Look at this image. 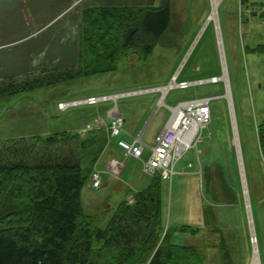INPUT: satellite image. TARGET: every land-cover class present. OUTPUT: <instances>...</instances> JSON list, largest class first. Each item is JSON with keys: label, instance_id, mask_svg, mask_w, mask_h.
<instances>
[{"label": "rangeland", "instance_id": "rangeland-1", "mask_svg": "<svg viewBox=\"0 0 264 264\" xmlns=\"http://www.w3.org/2000/svg\"><path fill=\"white\" fill-rule=\"evenodd\" d=\"M99 1L103 3L102 0ZM148 1L112 0L115 4L136 5H142ZM252 1L264 4V0ZM29 2L32 0H0V27L9 32L0 36L1 41L18 38L20 34L24 35L27 29H35L36 26L41 25L40 19L38 21L33 19ZM39 2L43 4L47 2L48 5L50 0H39ZM155 3L160 4L157 0ZM172 4L178 21H180V24L174 25L173 28L177 29L174 34V43L170 46L158 44L148 60L140 58L139 55L122 57L119 60V68L111 73L80 76L0 99V141L21 137H47L65 131L74 132L91 120L90 106L87 104L69 105L64 108L60 106V102L72 101L71 99L85 97L88 94L109 95L132 88H134L132 90H140L167 85L180 67L178 80L205 79L212 74L221 75L224 60L221 55V43L219 44L218 26V31L221 30L225 52L224 70L228 69L231 87V101L234 108L232 117L234 119L235 115L240 147L242 146V157L245 156L247 163L246 171L243 159L246 181L247 172L250 177L249 181H252L251 178L255 176L256 179L253 181L255 191L258 196L264 195V165L262 161L260 162L259 135L256 125L257 122H264V52L245 53V45L264 43V20L257 15L261 10H249L247 12L248 22L243 23L241 21L243 3L236 2V0H220L216 18L211 17L212 0H172ZM220 9L222 15H220ZM59 18L60 14L55 19L47 20L40 27L45 25L56 28L61 21L55 25L52 24ZM206 20L209 24L189 59L187 58L181 66ZM171 31L172 29L169 33H172ZM77 62L78 58L75 62L65 61L64 66L52 62V65L47 68L31 63L27 67V73L16 77L25 79L27 75L41 73L43 70L72 67ZM225 89L226 85L223 81H207L191 84L187 88H172L164 99L166 104L170 103L175 106L184 100L213 97L211 100L213 116L209 127L201 133L198 148L193 147L186 151L175 163V173L172 177L164 180L165 210L170 226L187 225L199 230L197 234L175 236V242L198 245L202 251L208 253V260L211 264H219V256L216 254L219 250L215 245L221 237H225L233 252L235 264H253L254 246L251 241L253 232L248 222L243 183L234 144L236 140L234 141L231 127L229 97L224 95ZM160 93H162L161 90L147 91L136 93L134 97L124 96L100 101L99 104L114 105L117 102L122 106L125 102L132 106L135 99H146L148 103H152V99H156ZM164 106L165 104H162L160 108ZM156 135V130L151 125L146 131L147 140L152 144L155 143L159 134ZM167 136L172 137L173 135L168 134ZM234 156L237 160L239 185H235ZM190 163L192 166L189 165ZM125 164L127 167L123 176H120L121 182L133 184L136 189L144 187L150 176L143 172V163L140 160L129 158L126 159ZM201 167L202 173L197 172ZM207 172H211L213 177L211 192L207 185L204 186L203 174ZM228 174H231L233 179L232 186L227 183L230 191L225 185ZM89 181L82 189L83 209L86 213L97 215L100 219L99 225L106 227L114 209L108 208L104 201L110 199L115 205L116 201L122 198L119 193H114L111 185L107 190H95L90 187ZM248 189L250 196L249 186ZM231 190L236 193L240 191L239 202L233 203L228 200L232 194ZM209 203L212 204L210 214L213 219L206 222L203 207ZM252 211L254 229L258 237L257 244L264 264V218L257 219L256 223L253 208Z\"/></svg>", "mask_w": 264, "mask_h": 264}, {"label": "trees", "instance_id": "trees-1", "mask_svg": "<svg viewBox=\"0 0 264 264\" xmlns=\"http://www.w3.org/2000/svg\"><path fill=\"white\" fill-rule=\"evenodd\" d=\"M238 1L243 3V23L248 22L249 10H261L257 15L264 20L263 2ZM157 2L160 4L151 6L147 3L87 6L79 23L78 65L27 75L25 79L4 77L0 79V99L80 76L111 73L119 68L122 57L139 55L148 60L158 44L174 43L177 29L173 28L180 24L172 0ZM248 52H264V43L245 45V53ZM256 125L260 162L264 165V122ZM108 141L104 128L88 134L65 131L47 137L0 141V264L209 262L208 253L198 245L175 242V236L197 234L199 230L187 225L167 226L164 179L159 173L147 187L134 192L133 204L128 201L119 204L106 227L99 225L97 215L84 211L82 189ZM233 163L235 185H239L235 156ZM245 165L247 171L246 160ZM249 178L247 172L257 223V219L264 218V195L258 196L255 191L256 177L252 181ZM203 180L211 192V172L204 173ZM232 181V175L228 174L225 183L228 190ZM239 190L237 193L231 190L228 200L239 202ZM211 207L210 203L203 207L206 222L213 219ZM215 247L219 250V264H235L225 237Z\"/></svg>", "mask_w": 264, "mask_h": 264}, {"label": "crops", "instance_id": "crops-1", "mask_svg": "<svg viewBox=\"0 0 264 264\" xmlns=\"http://www.w3.org/2000/svg\"><path fill=\"white\" fill-rule=\"evenodd\" d=\"M101 2L103 3H100L99 0H50L48 5L47 2H44L43 4L42 2H39V0H32V2H29V5L31 6L29 8L32 12L33 19L35 21H38V19H40L41 25L45 24L47 20L49 21L52 20V18H57L59 14L60 18L52 25H55L60 21L61 23L56 28L45 25L42 27H40L41 25L39 27L36 26L35 29H27L24 32V35L20 34L18 38L7 41L0 40V79L8 76L16 77L24 75V73H27V67L30 66L31 63H34V65H37L38 67L43 66L47 68V66L52 65V62H55L56 65L61 64L64 66L65 61L75 62L76 58H78L79 61V23L81 21L84 8H86L87 6L100 4L115 5L112 0H102ZM8 33L9 32H7L6 29L3 30V28L0 27V36L6 35ZM76 65H78V62L76 63ZM76 65L74 64V66ZM132 89H128L122 92L135 91ZM164 94L165 93H160L156 99H152V103H148L146 99H135L132 102V106H129V103L125 104V102L122 106L120 105V103H117L116 106H118L120 112L125 118L123 131L120 135L117 136L109 134L108 130V125L110 123L108 110L114 107L115 104H87L88 106H90L89 111L91 113L89 114L91 116V120L87 121L85 126L81 127L77 131L88 134L93 129L104 128L108 132L109 137L108 144L103 153H101L100 157L98 158V161L94 166V169L90 176V187L95 190H107L111 185L114 189V193L120 194V198L122 199L120 201H116L115 205L110 201V199L104 201V204L108 206V208L112 207V209H114V212L116 211L119 204L123 201H128L129 204H133L135 201L134 192L143 190L145 187H147L153 177L145 171L144 160L149 157L151 146L155 145L156 140L153 144L149 142V140H147L146 138V131L151 125H153L154 129L156 130V134L158 135L163 130L172 115V107L174 105L165 103L164 99L167 97L168 93L166 94V96H164ZM93 95L96 96L107 94H88L85 97H80L77 99H84L88 96ZM129 97H134V95H130ZM162 104H165V106L160 108ZM154 105L155 107L153 108ZM97 118H101L102 123L94 126L93 128L86 129V126L89 123L94 122V120ZM125 127L129 128L130 130H125ZM139 135H141L142 140L146 144L144 155L141 159L133 157L131 155H126L123 149L118 145V140L120 138L126 139L128 141H133ZM129 158L140 160L143 163V172L150 176L149 180L146 182V185L144 187H141L140 189H136L133 184H126L124 181H122L124 182L123 185L121 182L120 176H123V174L125 173V169L127 167L125 161ZM112 159H117L119 160V162H121L119 177H115L108 168L109 162ZM94 173H98V178H95ZM163 179L165 180V178ZM167 226H170L168 223V219ZM257 246L260 253L259 245L257 244ZM216 254H218V252ZM259 258L261 260V264H263L261 253L259 254Z\"/></svg>", "mask_w": 264, "mask_h": 264}, {"label": "built area", "instance_id": "built-area-1", "mask_svg": "<svg viewBox=\"0 0 264 264\" xmlns=\"http://www.w3.org/2000/svg\"><path fill=\"white\" fill-rule=\"evenodd\" d=\"M190 85L189 81H181L177 83L176 80H172L165 89H172L175 87L186 88ZM128 92L126 94H120L119 96H113L118 98L121 96L130 95ZM107 99V97H96L92 96L84 101L73 102L72 104H78L82 102L87 103H97L100 100ZM212 97H202L195 98L191 100L181 101L178 105L172 107V113L174 110H179L180 118L182 119V128L178 131H172L168 128L170 120L169 118L167 124L163 130L159 133L155 145L151 146V152L147 160L144 161L145 171L150 175H154L157 172L161 173L164 178H171L175 173L174 165L179 161L183 154L195 147L198 148V143L201 141V133L206 129L212 119V108H211ZM66 108L70 103L61 104ZM109 117L112 119L109 125V130L112 135H119L123 130L124 117L117 107L112 108L109 111ZM95 123H102L101 118H97ZM89 127L91 125H88ZM180 132V133H179ZM168 134H172L173 139L168 141ZM188 138H184L185 135ZM191 134V135H190ZM119 146L123 149L126 155H131L136 158H142L145 150V142L142 140L141 135H139L133 141H127L125 139H120L118 141ZM192 165L191 163L189 164ZM111 173L118 177L121 168V162L117 159H112L108 165ZM95 178H98V173H95ZM253 242H257L256 238H252Z\"/></svg>", "mask_w": 264, "mask_h": 264}, {"label": "water", "instance_id": "water-1", "mask_svg": "<svg viewBox=\"0 0 264 264\" xmlns=\"http://www.w3.org/2000/svg\"><path fill=\"white\" fill-rule=\"evenodd\" d=\"M155 1L156 0H149L147 2L148 5H154L155 4ZM208 19V18H207ZM209 24V22L206 20L205 24L203 25V27L201 28V30L199 31L198 35L196 36L194 42L192 43V45L190 46L189 50H188V53L183 61V63L181 64V66L184 65L185 61L187 60V58L189 57V55L191 54L192 50L195 48L197 42L199 41L201 35L203 34L204 30L206 29L207 25ZM220 29V28H219ZM217 32H218V38L220 40L221 36H220V32L218 31V26H217ZM220 44V42H219ZM221 49V55H222V58L223 60H225V53L223 52V49L220 47ZM226 61V60H225ZM181 71V67L180 69L177 71L175 77L178 75V73ZM225 74V70H224V61H223V68H222V74L221 76L218 77V79L222 80L223 82H225V85H226V89H225V96L227 97V93L229 91V87H228V83H227V79H224L223 78V75ZM227 76H228V70H227ZM229 77V76H228ZM207 81L210 80V78L206 79ZM229 80V78H228ZM200 81V80H199ZM199 81H193L194 83H197ZM230 83V82H229ZM232 98V97H231ZM229 100V99H228ZM229 109H230V114H231V122H232V130H233V136H234V141L236 140V137L238 136V129H237V125H235V122H234V119L232 117V105H231V102L229 101ZM234 110V108H233ZM238 139H239V136H238ZM235 144V148H236V153H237V156H238V165H239V171H240V175H241V180H242V185H243V193H244V197H245V203H246V209H247V215H248V222H249V225H251L252 227V224L254 225V220H253V211H252V205H251V200H250V196H249V189H248V186H247V181H246V176H245V167H244V162H243V157H242V151H241V147H240V141L239 143H237L236 141L234 142ZM253 232V236H255V231H253L254 229L252 228L251 229ZM253 243V242H252ZM253 246H254V254H255V244L253 243ZM260 264V263H259Z\"/></svg>", "mask_w": 264, "mask_h": 264}, {"label": "bare ground", "instance_id": "bare-ground-1", "mask_svg": "<svg viewBox=\"0 0 264 264\" xmlns=\"http://www.w3.org/2000/svg\"><path fill=\"white\" fill-rule=\"evenodd\" d=\"M212 2H213V12L211 14V17L212 18H216L217 17V13H218V7H219L220 0H212ZM220 36H221V34H220ZM220 43H221L220 47L223 49V52H224V45H223L222 37L220 38ZM224 63H226V62H224ZM225 69H226V71H225L224 79H227V83H228V87H229V91L227 93V96L230 98V99L229 98L228 99L231 102V105L233 106V103L231 101L232 98H231V87H230V83H229L230 81L228 80V76H227V70L228 69L227 68H225ZM163 89L166 92V89L165 88H163ZM232 109H233V107H232ZM232 112H233V110H232ZM180 116L181 115L179 113V110H174L173 111L172 118H171L170 123L168 125V128L170 130H172V131H178V130H180L182 128L183 124H182V119L180 118ZM234 122H235V125H236L235 115H234ZM184 138L185 139L188 138V135L186 134ZM172 139H173V137H171V138H169L167 140L168 141H171ZM236 142L239 143L238 136L236 137ZM252 228L254 229V225L253 224H252ZM253 231H255V229ZM255 245H256L255 246V257L253 259V264H256V263L259 264V263H261V260H260L259 255H258L259 254V250H258L257 243H255Z\"/></svg>", "mask_w": 264, "mask_h": 264}]
</instances>
